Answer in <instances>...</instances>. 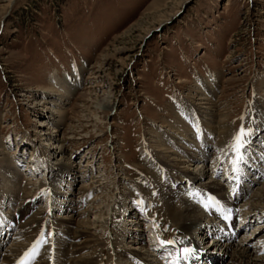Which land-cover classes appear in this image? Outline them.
Masks as SVG:
<instances>
[{"label":"rangeland","instance_id":"obj_1","mask_svg":"<svg viewBox=\"0 0 264 264\" xmlns=\"http://www.w3.org/2000/svg\"><path fill=\"white\" fill-rule=\"evenodd\" d=\"M55 70L73 85L79 79L62 102L58 93L51 102L45 96L57 85ZM210 85L215 115L206 173L196 178L200 160L195 157L190 164L172 163L170 157H182L172 139L178 152L169 157L162 151L158 160L170 165L174 178L176 171L187 176L174 184L159 181L151 165L160 151L153 128L173 123V112L183 104L196 103L200 109L201 87ZM53 106L57 110L49 124L46 116ZM263 109L264 0H0V192L17 181L19 188L0 203V226L7 231L0 254L11 255L17 243L28 246L23 256L37 238L41 253L55 247L61 233L27 232L33 230L30 214L22 224L9 223L11 215L33 202L46 220L52 207L53 219L72 224L84 219L95 227L93 233L102 238L77 256L97 257L101 250L105 264H130L108 252L114 244L117 252L131 250L127 221L136 220L132 228L145 233L148 245L159 247L160 239L175 235V226L159 210L168 186L200 209L201 224L213 221L230 232L225 217L235 215L232 243L256 232L252 242L262 243L264 213L258 218L252 214L264 210V128L259 132L256 117ZM223 117L234 130V142L243 131L238 152L235 143L230 151L223 150L217 133ZM167 129L159 131L171 144ZM60 145L65 154L59 156L55 146ZM181 148L191 154L197 150ZM2 171L9 180L4 186ZM150 179L164 183L159 194L157 185L147 183ZM211 196L214 204L206 209L200 202ZM114 208L115 221L108 223ZM205 232L209 236L211 229ZM214 237L197 248L224 251V239ZM198 240L196 232L195 246ZM83 241L76 240L79 249ZM173 249L166 264H175L170 262ZM149 252L143 255L147 264H165L148 260L156 255ZM72 256L67 254L61 264H69ZM221 263L223 259L209 261ZM0 264H7L6 259L0 257Z\"/></svg>","mask_w":264,"mask_h":264},{"label":"bare ground","instance_id":"obj_2","mask_svg":"<svg viewBox=\"0 0 264 264\" xmlns=\"http://www.w3.org/2000/svg\"><path fill=\"white\" fill-rule=\"evenodd\" d=\"M53 76L56 78L57 85L59 88L57 87V85L55 87L53 86V88H51V90L49 92H45V96L47 97V95H48L49 96V102H51V100H53V98H51V96L58 93V95L60 97L59 100L62 102L65 97L70 95L73 86H77L79 84V79H78V77H75L74 78L75 83L73 85L72 83L68 82V80H66L65 77L61 76V74L59 73L58 70H55L53 72ZM55 88H58V89H55ZM201 88H202L201 91H202L203 96H202V98H199V99H202L203 101H202V103H198V104L202 108V110H201V108L198 109V106L196 103H194L192 106L188 105V103H187V105L183 104L182 106L179 107L178 113H177V111L173 112V120H174L173 123H169V126L161 124V125H158L155 128H153V131H152L153 137L156 139L155 145H156V147L160 148V151H157V156L153 157L154 160H153V163L151 165L154 166V171H157V176H159V181L161 180V182L165 181L166 183H169V184L173 183L174 184L175 179H177V178L180 179V178H184L185 176H187L185 173L182 175L181 174L182 172L176 171L175 172L176 177L174 178L173 177L174 172L171 171V169L168 167L170 165H168L164 162H163L164 164H162L161 163L162 161L158 160L159 159L158 154L160 155L162 151H164L163 153L169 154L168 155L169 157L173 154H176V152H178V150H174V148H173L174 147L173 144H175V143L172 141V139L176 140V143H177L176 147L179 149V152L181 153V156H182V157H179V159L176 158V156L170 157L171 158L170 160L172 161V163L190 164V161L192 160L191 158L195 157L198 160H200L199 162H196V165H197L196 168H199L198 169L199 174L197 175L196 178H198V180H199L200 176L203 175L204 173H206L205 170L203 169V167L205 168L204 163H206L205 159L207 158L206 151L208 149L209 142L211 141V137L209 135L212 133L211 130L213 128L212 123H213V117L215 115V113L213 112V111H215V109H214L215 105L213 103L215 101L214 102L212 101L213 100L212 97L214 94L213 85H210L208 87L205 86V89L203 87H201ZM47 99H48V97H47ZM57 102H58V100H57ZM61 102H59V103H61ZM55 105H56V102H55ZM50 110H51L50 111L51 114L49 113V115L46 116V118H48L47 122L49 121L48 122L49 124L51 123V120H52V115H53L52 113L56 112L57 109L55 108V106H53L50 108ZM256 117H257V119H259L257 122L259 132L262 133V129L264 128V109L261 110L259 112V114H256ZM222 119H223L222 120L223 122H221V124L219 123L220 125L217 126V129H218L217 133L221 137V139H220L221 142L224 143V145L221 144L222 147L224 148L223 150H229V149H232L231 147L235 146L234 143L236 144V141L234 142V140H235L234 130L231 129L232 126L230 127V125H228L227 121L226 122L224 121V119H225L224 117ZM45 123H46L45 121L41 122L40 126H42ZM209 124H211V125H209ZM207 126H209V127H207ZM164 127L169 129V130L168 129L166 130L167 133L163 130L162 131L165 132V134L173 142L171 144L170 143L166 144V141L163 138V134L159 131L160 129H163ZM171 129H173V130L171 131ZM194 129H195V131H193ZM204 129H206V132L204 131ZM197 133L199 135H197ZM243 138L244 137L241 138L240 144L243 143L242 142V141H244ZM250 138H251V136H247L246 141H248ZM178 140H180V142ZM229 141H233V142L229 143ZM200 143H202V144H200ZM179 144H181L183 147L186 146V147L191 148V149H193L195 146V148H197V150L196 151L193 150L194 154H191L189 152H186L185 149L183 150L181 148L182 146L180 147ZM55 148H58V150L60 149L59 151L56 150L55 154L57 152H59L58 153L59 156L65 154L62 145H60L59 147L55 146ZM235 149H236V147H235ZM262 160L264 162V159H262ZM259 167H261V166H259ZM1 176L3 178L2 179V182H3L2 185L4 186L7 184V182L9 180L7 178L4 179L5 175H4L3 171L1 173ZM190 179H192V178H190ZM155 180L156 179H150L149 181L147 180V183L152 182L153 185H157L156 191L159 194V188L165 187V186H163L164 183H161V182L156 183ZM99 181L101 182V180H99ZM17 182H14L13 185L10 188H8L9 191L0 192V203L1 204H4L3 202H5L4 200H2L3 197H5L6 195H8L10 193L14 194L15 191L17 189H19ZM145 186H146V184H145ZM168 187L170 189V192H168V193L163 192L162 195H163L164 201H163L162 205L159 207V210H162L163 211L162 215H164V218L167 219L169 223H172L175 226V231H176L175 235L173 237L168 236L170 238L169 240L175 241V243L167 244V245H160V242H159V244H157V245H159V247H156V245L153 246V244L152 245L149 244L150 245L149 246L148 244H146V241H145L146 240L145 233L142 232L141 230H139L138 227L135 229L132 228L134 226L136 227L137 225L132 226L133 223H136V220L131 219V220H129V222L127 221V223H126V225H127L126 229L128 227L129 233H132L131 240L129 239V241L132 243L131 250L121 249V248L117 247L118 248V252H117V250L115 249L116 246L114 244L113 247H110V246L108 247L109 255L114 256L115 258L121 257V258L127 259L130 264H133V263H135V264H147L144 261V260H146V258L143 259V255L146 254L145 251L148 250L151 253H152V251H155L157 255L161 254L164 256L166 253L165 250L169 251V248L172 247V249L174 248L173 253L175 254V261L177 264L178 257L183 256L181 249L191 248V249H193V253L188 255L187 259H182V258L179 259V264H209V261L215 262L218 259H223L224 264H264V253H263L264 251L263 252L261 251V248L264 249V241H262V243L252 242L253 239L256 237V234H258L256 231H255L256 234L253 235V238H250L251 236L247 235V236H245L246 237L245 239L243 238V240L234 244L230 240L233 238V235L236 232V230H235L236 227L235 228L233 227L234 223L236 222L235 215H233V214L226 215L227 219L225 218V221L228 222V224L230 225V229H231L230 232H224V230H219V228H218L219 225L215 224V222H213V221H210V224L209 223L208 224L202 223L203 224L202 225L201 219L203 217V214L200 213V209L197 208L191 202H189L188 199L183 200V198L181 196L177 197V195L175 194V191H173V189L170 188V186H168ZM26 192L27 191H25L24 193H26ZM240 195L242 196L243 194H240ZM35 197L36 196H34V198ZM29 198H33V196H30ZM179 198H180V202H181L180 208L177 207V202L179 201ZM236 198H238V197L236 196ZM260 198L262 201L260 199L259 200L262 203H264V195H261ZM144 199L148 200L149 198L146 197ZM214 201H215L214 197L211 196L210 198L208 197L207 200H203V201L201 200L200 203L203 204L206 208V205H208V204L212 203L211 205H213ZM116 203L118 204V202H116ZM26 207L27 208H25V210H24V206H23L19 212L10 216L9 223L12 227L17 226L19 223L22 224L21 222L31 218L30 223L33 224L31 226L33 230H31V228L30 229L28 228L29 230L27 232H30V231L36 232V231L40 230L38 234L36 233L37 236H39L40 233H41V235H44V233L45 234L61 233L60 234L61 236L55 239V244H54L55 247H51V249L47 248L48 251H44L42 253H41V251H38V249H36L37 254L35 255L32 262L30 260L29 264H54L53 255L51 253L52 250L55 253V264H56V262H57V264H61V261H63L64 257L67 256V254L69 255V257H71L72 252H73V256H72L69 264H105L106 261L103 260L101 250L99 251L97 257H94L92 255L91 256L89 255L87 257L77 256V252L79 250H86V248H90L92 242L98 243L100 241V239L102 238V237H98V235L93 233L92 230H94L95 227L90 225L89 221H86L84 219H82V220L79 219L78 222L73 221V224H72L71 223L72 220H70V219H64L62 221H61V217H58V218L56 217L53 219L52 212H53L54 208H52V207H50L46 212V213H48V217H49V219L46 217L48 219V220H46L45 217H42V212L39 210V208L33 207V202L31 204L26 205ZM0 211H2V210H0ZM214 212H216V210H214ZM87 213H88V211L86 210L83 213V215L85 214V216H87ZM115 213H117V212H115V208H114L113 212L110 213L108 223L109 222L113 223L115 221V218H116ZM262 213H264V210L260 211V212L254 211L252 216L254 215V216H257L256 218H258V214L259 215L261 214V216H262ZM29 214L31 217L27 218L29 216ZM135 218L138 219V216H136ZM50 222H52L51 223L52 225H50ZM244 222H245V220L240 222L239 226L242 225V223H244ZM257 224H258V222L255 225L257 226ZM48 225L50 227L49 229H47ZM194 225H196V227H199V229L194 228L195 227ZM255 225H253V226H255ZM58 226L63 227V230L61 231L60 229H58ZM245 226H243L242 228L244 229ZM177 227H180V229ZM207 228L211 229L209 236H206L208 234L207 232H205V231H207ZM6 232L7 231H5V227L0 226V241L2 239L1 238L2 235L5 234ZM137 232H140V233H138L139 235H137ZM196 232L199 236V240L196 242V246H195L194 236H195ZM242 233H244V232H242ZM36 234H34V235H36ZM110 234H111V232L107 236V238H109L108 239L109 243H111ZM214 234L220 240L224 239V241H225L224 245H225L226 249H224V251L220 252V250L216 251L210 247L208 250L202 249L203 251H200L201 247L199 248V245H198V248H197V244L198 243L200 244V242L206 241V239H208V238H211V237L213 238L215 236ZM30 238H29V240H30ZM80 238H83L84 241H83V243H81L82 247L79 249L80 244H78L76 242V240H80ZM71 239H74V241H75L73 244H71L69 242V240H71ZM160 240H162V239H160ZM31 241H32V239L29 241V244L31 243ZM66 241H67V243H66ZM40 242H41V238H37V240L33 243V246L30 247V250H32L34 246H36V248H38ZM214 242H216V241H214ZM192 244H194V246H195L194 248L192 247ZM260 244H262L263 247H261ZM27 247L28 246L25 247V245H23V244H17L16 243V245L12 246V248L10 249L11 255L9 254V255L3 256L0 254V257L6 259L7 264H19V261L22 259V257H24V255L22 256L21 254L23 253V250H25ZM143 249H145V250H143ZM30 250L28 249V251H26V252H29ZM148 260L152 261V260H158V259L157 258H155V259L150 258ZM128 261H127V263H128ZM110 262L112 263L114 261L110 259L109 263ZM131 262H133V263H131ZM225 262H227V263H225Z\"/></svg>","mask_w":264,"mask_h":264},{"label":"snow or ice","instance_id":"obj_3","mask_svg":"<svg viewBox=\"0 0 264 264\" xmlns=\"http://www.w3.org/2000/svg\"><path fill=\"white\" fill-rule=\"evenodd\" d=\"M242 135H243V131L240 134H238V136L236 137V150H237V152L239 151L240 141H241ZM225 218L227 219V217H225ZM173 243H175V241L160 240L161 245H167V244H173ZM181 252L183 253V256L178 257L177 264H179V259H181V258L187 259L188 255L193 253V249L183 248V249H181ZM36 254H37L36 253V246H34L32 250H30L29 252H26L24 254V257H22V259L19 261V264H29V261L34 259Z\"/></svg>","mask_w":264,"mask_h":264}]
</instances>
